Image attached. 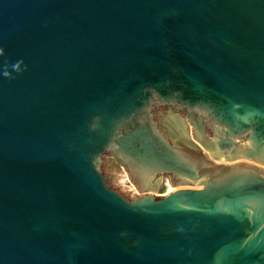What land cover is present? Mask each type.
I'll return each instance as SVG.
<instances>
[{
	"label": "water",
	"instance_id": "obj_1",
	"mask_svg": "<svg viewBox=\"0 0 264 264\" xmlns=\"http://www.w3.org/2000/svg\"><path fill=\"white\" fill-rule=\"evenodd\" d=\"M0 264H264V0H0Z\"/></svg>",
	"mask_w": 264,
	"mask_h": 264
}]
</instances>
